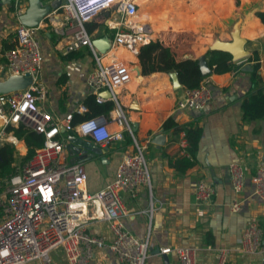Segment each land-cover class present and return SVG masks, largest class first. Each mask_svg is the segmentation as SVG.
<instances>
[{"label": "crops", "instance_id": "crops-1", "mask_svg": "<svg viewBox=\"0 0 264 264\" xmlns=\"http://www.w3.org/2000/svg\"><path fill=\"white\" fill-rule=\"evenodd\" d=\"M57 0H39L49 11L34 25L35 37L41 45L43 61L40 80L47 89L46 109L61 119L67 113L83 115L88 111L85 98L92 94L86 78L94 69L92 56L86 47L69 58L63 52L64 41L57 29L62 17L52 13V3ZM142 14L130 19L144 23L151 29V40L162 41L174 52L177 60L207 58L206 50L214 45L227 46L235 37L245 40L246 56L242 66L224 73H210L206 81L213 97L201 111L179 110L176 107L181 88H172L169 72L141 73L136 55L122 47H115L112 54L123 60L131 73L130 81L117 89V96L130 124L136 125L134 136L145 146L148 161L154 210L151 219L144 213L148 207V192L141 187L135 198L121 193L126 213L121 217L125 227L139 238L149 241L146 264H180L174 252L161 253L165 247H197L196 264H214L216 249L236 245L237 239L248 222H255L263 232V242L255 253L232 251L231 264H264V200L254 193L251 177L258 163L264 162V118L244 120L242 100L251 88L249 70L243 71L248 57H259V75L264 86V23L255 16L264 10V0H141ZM137 9L139 3L135 1ZM29 0H24V11ZM138 11V10H137ZM144 14V15H143ZM144 21H140L141 18ZM18 19L9 5L0 3V68L4 52L13 45ZM92 31L98 38L113 35L114 29L99 24ZM102 26V27H101ZM240 60L232 58V66ZM171 72V71H170ZM0 80L1 74H0ZM84 108V110L82 109ZM112 131L120 128L107 116ZM171 117L177 128L162 130L163 122ZM190 127L201 129L198 146L190 154L192 160L179 157L181 132ZM67 137V159L81 162L86 172V189L95 192L109 182L123 151L132 149V141L113 140L107 146H98L75 132L62 133ZM163 134V144L152 142L155 135ZM187 136V135H186ZM17 149L25 153L23 140ZM190 147V145H189ZM100 148V153L94 149ZM238 162L245 172V187L241 194L233 192L228 165ZM214 185L210 202L197 204L194 189L198 181ZM240 210L231 211L234 202ZM89 232L102 236L108 243L111 233L102 220L88 221ZM48 264H68L62 249L50 251ZM26 264H45L40 260ZM89 264H119L115 255L103 247L93 251Z\"/></svg>", "mask_w": 264, "mask_h": 264}, {"label": "built area", "instance_id": "built-area-1", "mask_svg": "<svg viewBox=\"0 0 264 264\" xmlns=\"http://www.w3.org/2000/svg\"><path fill=\"white\" fill-rule=\"evenodd\" d=\"M92 0H60L52 10L62 17L57 33L64 41L63 52L69 53L86 47L92 56L94 69L86 83L98 103L112 101V121L120 128L112 131L107 117L99 115L72 123V113L55 118L45 106L47 89L40 80L43 61L41 45L34 28L18 20L15 40L4 52L1 78L11 75L27 76L30 83L23 89L0 93V145L12 144L17 149V137L11 128L22 126L44 137L43 144L15 172L0 176V264H26L40 260L50 262V251L63 250L68 264H89L93 251L107 247L119 264H146L149 257V241L128 230L121 217L126 213L121 193L135 198L141 187L148 192V207L144 213L151 219L154 210L152 181L145 146L135 138L122 108L117 89L126 85L131 73L123 60L115 57V47H122L131 55H137L142 45L151 41V29L144 23H131L137 12L134 0H103L89 5ZM10 6L18 19L24 11V0H11ZM107 13V15H105ZM97 22L114 29L110 46L100 52L93 40L98 37L88 32L86 24ZM102 27V26H101ZM236 70H234L235 73ZM108 91L104 98L101 93ZM213 97L212 88L203 79L198 86H182L176 107L179 110H203ZM84 110V108H82ZM127 131L132 149L123 151L112 179L101 189H86V172L83 164L67 159L68 142L62 133L75 132L98 146H107L113 140H123ZM179 157L191 159L189 140L181 132ZM15 166V165H14ZM229 181L233 192L241 194L245 187V172L238 162L228 165ZM254 193L264 200V162H259L251 177ZM214 185L200 180L194 189L197 204H206L214 195ZM231 211L240 210V202H234ZM102 220L111 233L107 243L102 236L88 231V221ZM263 242V232L253 222H248L237 239L236 245L216 249L214 264H231L232 251L255 253ZM161 253L174 252L180 264H196L198 249L194 246L165 247Z\"/></svg>", "mask_w": 264, "mask_h": 264}, {"label": "trees", "instance_id": "trees-1", "mask_svg": "<svg viewBox=\"0 0 264 264\" xmlns=\"http://www.w3.org/2000/svg\"><path fill=\"white\" fill-rule=\"evenodd\" d=\"M105 15H107V13ZM255 16L264 23V10L257 11ZM98 27L100 26L97 22H88L86 24V28L90 33ZM74 55H76V51L67 53V57L69 58ZM205 55L207 57L206 61L208 67L212 73L220 74L232 71L243 65L238 64L232 66V55L225 50L208 49ZM136 56L143 75H148L157 71H174L177 74L179 82L185 88L196 87L207 77L201 75L199 59L186 58L177 60L172 49L159 40H151L147 44L142 45ZM246 62L250 64L249 67L251 69L249 71L251 88L242 100V118L244 120L264 118V86L260 85L262 84V80L259 75V57L257 54H254L252 57H248ZM84 105L87 107L88 111L83 115L74 112L72 114L73 124L86 118L99 115L107 116L114 107L112 101L98 103L93 94H89L85 98ZM170 128H177V125L171 117H168L162 124V130L165 131ZM8 130H12L17 139L23 140L26 146V154L20 159L23 163L32 156L36 148L43 144V135L33 130L25 129L22 126L18 128L9 127ZM186 135L189 140V150L192 154L198 146L201 129L198 127H190L187 129ZM123 137L128 142L132 141L127 131H123ZM16 156L17 150L12 144L4 143L0 145V176L15 172L16 166H14L13 163L16 160Z\"/></svg>", "mask_w": 264, "mask_h": 264}, {"label": "water", "instance_id": "water-1", "mask_svg": "<svg viewBox=\"0 0 264 264\" xmlns=\"http://www.w3.org/2000/svg\"><path fill=\"white\" fill-rule=\"evenodd\" d=\"M11 0H0L1 5H9ZM60 3V0L53 2L52 7L56 8ZM50 9V6L41 7L39 0H29V7L25 14L19 16L18 20L24 25H34L38 23L44 14H46ZM245 40L242 37H235L233 42L225 47L214 45L211 49L217 50H225L228 51L234 60H240L238 64H242L241 59H243L247 52L244 50ZM93 45L100 51L105 52L106 49L110 46V38L108 36H103L93 40ZM199 68L202 76H208L211 73L210 68L208 67L207 61L205 57L199 58ZM250 67L248 65H244L242 67L243 71L249 70ZM169 77L171 79L172 88L174 90H178L182 87L179 79L177 77L176 72H169ZM30 83V78L27 76L20 75H11L5 79L0 80V93H9L15 90H20L25 88ZM101 96L104 98H108L110 93L108 91H104L101 93ZM132 132L136 131V125L131 124ZM163 139H165L163 134L155 135L152 139V142L157 144H163ZM94 153H100L101 149H94Z\"/></svg>", "mask_w": 264, "mask_h": 264}, {"label": "rangeland", "instance_id": "rangeland-1", "mask_svg": "<svg viewBox=\"0 0 264 264\" xmlns=\"http://www.w3.org/2000/svg\"><path fill=\"white\" fill-rule=\"evenodd\" d=\"M138 3H139V6H138V13L137 14H142V12H143V9H144V7H142V1L141 0H138L137 1ZM139 142V141H138ZM17 150V156H16V160L14 161V163H13V165H15L16 167L18 166H20V165H22L23 164V162H21V157H23L25 154H26V150H25V153L23 152V154H22V151H20V150H18V149H16Z\"/></svg>", "mask_w": 264, "mask_h": 264}, {"label": "clouds", "instance_id": "clouds-1", "mask_svg": "<svg viewBox=\"0 0 264 264\" xmlns=\"http://www.w3.org/2000/svg\"><path fill=\"white\" fill-rule=\"evenodd\" d=\"M103 0H92L91 3L89 5H96L99 4L100 2H102ZM105 2H108V0H105Z\"/></svg>", "mask_w": 264, "mask_h": 264}, {"label": "bare ground", "instance_id": "bare-ground-1", "mask_svg": "<svg viewBox=\"0 0 264 264\" xmlns=\"http://www.w3.org/2000/svg\"><path fill=\"white\" fill-rule=\"evenodd\" d=\"M134 1H137V0H134ZM137 13H138V12H136V13L134 14V16H137ZM143 15H144V14H143ZM134 16H133V17H134ZM131 18H132V17H131ZM131 18H130V19H131ZM130 19H129V20H130ZM144 19H145V18H143V17H142L140 21H142V22H143V21H144ZM133 23L139 24L140 22H139V23H137V22H134V21H133Z\"/></svg>", "mask_w": 264, "mask_h": 264}]
</instances>
